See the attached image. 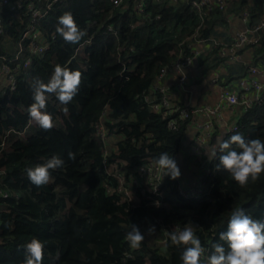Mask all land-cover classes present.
Masks as SVG:
<instances>
[{
    "label": "trees",
    "instance_id": "1",
    "mask_svg": "<svg viewBox=\"0 0 264 264\" xmlns=\"http://www.w3.org/2000/svg\"><path fill=\"white\" fill-rule=\"evenodd\" d=\"M23 1L21 9L11 11L0 0V57L8 68H18L14 89L0 81V191L8 195L0 194V264H24V245L33 237L44 242L41 264H182V247L168 236L173 228L193 223L206 259L235 208L264 219V174L240 185L215 168L217 160L209 163L208 196L202 200L180 196V177L166 176L163 198L128 185L161 152L176 158L192 122L193 115L183 119L173 111L185 105L169 101L171 109L162 106L164 95L155 84L164 71L198 53L200 67L225 70L218 80L226 89L253 68L264 72V30L257 44L235 55L230 52L235 33L228 31L233 17L244 19L247 29L264 22V0H223V7L214 2L200 8L193 4L200 0ZM29 4L43 14L36 27L49 48L42 54L33 53L23 38L32 20ZM65 11L86 30L78 43L56 32L57 18ZM200 44L208 48L201 51ZM20 49V60L14 61ZM246 51L251 55L247 64L239 60ZM26 58H31L28 67ZM57 64L79 69L81 82L66 106L48 94L46 111L53 126L45 129L28 114L31 85L37 77L46 82ZM258 95L259 101L241 107L236 132L245 137L264 138V90ZM99 126L106 129L107 140L98 134ZM52 155H59L63 166L50 170L48 183L33 184L27 168ZM117 169L136 204L119 191ZM156 200L169 207L154 205ZM131 222L142 232L154 224L156 234L146 233L140 247L132 248L126 239Z\"/></svg>",
    "mask_w": 264,
    "mask_h": 264
},
{
    "label": "clouds",
    "instance_id": "2",
    "mask_svg": "<svg viewBox=\"0 0 264 264\" xmlns=\"http://www.w3.org/2000/svg\"><path fill=\"white\" fill-rule=\"evenodd\" d=\"M85 31L77 24L71 11H65L57 18L56 32L66 42L78 43ZM81 76L79 69L57 64L46 82L38 77L34 78L31 85L33 102L28 106L30 118L42 128L52 127V115L46 111L48 94L54 93L58 101L66 106L78 93ZM220 126L225 131L229 130L226 122ZM198 144L208 161L217 160L216 169L225 170L240 185L254 181L264 174V138H249L240 132H232L227 138L221 134L211 143ZM68 156L69 159L74 158L72 153ZM153 162L163 177L177 179L181 176L173 154L163 151ZM63 164L59 155H52L43 163L27 168V176L37 186L46 184L51 178L50 170L62 167ZM154 203L159 206L160 201L156 200ZM155 230L153 224L142 232L137 224L131 222L126 239L130 247L138 248L146 233ZM218 235L219 238L213 243L206 259H202L204 247L193 223H186L183 228L168 233L171 243L182 247V264H264V219L252 216L243 207L235 208L226 228ZM24 248V264H41L44 251L42 240L33 237Z\"/></svg>",
    "mask_w": 264,
    "mask_h": 264
},
{
    "label": "built area",
    "instance_id": "3",
    "mask_svg": "<svg viewBox=\"0 0 264 264\" xmlns=\"http://www.w3.org/2000/svg\"><path fill=\"white\" fill-rule=\"evenodd\" d=\"M111 2L114 5H119L122 0H111ZM176 2V0H174ZM217 2L219 3L222 7L224 6V1L223 0H200L199 2L194 1V6L196 8H200L205 5H209L211 3ZM3 4L8 7L9 10L11 11H17L18 9H21V7L24 4L23 0H3ZM31 13H32V20L30 23L29 29H27L24 34L23 38L28 39L30 41L29 48L33 53L37 54H42L45 53L48 48L49 44L45 38H43L41 31L39 32L36 23L38 20L43 16L42 11L40 9H37L36 6L29 4L28 5ZM245 21V20H244ZM264 30V22H261L259 26L253 28V29H247L245 28L244 30L241 31H236L235 32V45L233 49L230 51L233 55H235V52L238 50L243 49L247 45H255L259 42L260 39V32ZM21 49L17 53V56L13 59L14 61H19ZM198 53H196L197 56ZM196 56L192 58H187V59H182L178 62H176L169 70H177L180 73H182V76L180 78V83L185 84L186 83V75L184 74V70L186 67L191 66L196 63ZM4 58L0 57V81L2 85L10 87L14 89L15 87V80H14V72L18 70V68L15 69H10L6 65L3 64ZM31 63V58H26L24 59V66L28 67ZM168 70V71H169ZM168 71H164L163 74L161 75L164 76ZM250 75H264V72L257 68H253L251 70ZM242 84L244 87H246L247 91L249 89H255L256 93L253 95V97H250L249 95L246 94H240L236 90L232 89H226L224 88L221 94V101L228 105L231 108H238L241 111L242 108H249L254 101H259V95L258 93L262 90H264V80L262 82L258 81L257 79H253L251 84L246 83V81H242ZM161 93H163V99L161 101L162 106L172 108L170 106V100L168 96L166 95V92L161 89ZM160 106L155 105L154 109L158 110ZM173 111H180V116L181 118L185 119L189 117V115H193V113H198V112H205L206 114H214L219 111V108L216 109H192V108H187L180 110V108H175ZM176 122H171L170 125L172 127H175ZM210 126L208 125V129ZM238 130V125H235L231 128L230 133L236 132ZM98 134L100 135L101 138L107 140V132L104 126H99L98 127ZM118 170V169H117ZM208 175L211 172V169L208 167ZM117 177L120 182V188L119 191H124L126 196H128L131 200L132 203L136 204L138 200L133 196V193L129 190L126 189V180L124 178L123 172L119 171L117 172ZM166 178V176L163 177L162 173L157 170V168L154 165L153 161L148 162L146 166L140 167L136 175L132 177V180L130 183H128L130 189L131 187H134L136 189H141L142 192H145L146 190L150 189L153 194L158 195V197L163 198L164 195L162 193V185L163 181ZM205 178L199 177L190 180L189 182L182 181L180 186H179V194L181 197L187 200L191 201H198L202 200L203 198L208 196V191L207 187L208 184L204 180ZM0 194L7 198L8 195L4 192L0 191ZM155 205V203L153 202ZM158 207H169V205L163 201H160V204ZM151 225L147 224L144 228L143 231H146L148 227ZM173 230H176L173 228ZM151 236H154L156 234V230L150 232Z\"/></svg>",
    "mask_w": 264,
    "mask_h": 264
},
{
    "label": "crops",
    "instance_id": "4",
    "mask_svg": "<svg viewBox=\"0 0 264 264\" xmlns=\"http://www.w3.org/2000/svg\"><path fill=\"white\" fill-rule=\"evenodd\" d=\"M245 26L244 19L233 17L229 20L228 31L234 34L236 31L244 30ZM199 48V50L203 51L208 48V45L200 44ZM82 55L85 57L86 53ZM239 60L245 64L249 63L251 60L250 53L246 51ZM184 74L187 78L185 84L180 83L182 73L172 69L162 76L160 82H157L155 86L159 90L163 89L172 103L182 104L192 109L210 108L213 110L219 108L218 112L210 115L205 112L193 113L192 122L175 158L181 170L180 179L189 182L199 177L206 178L209 172L208 167L211 161L207 160L203 149L198 143H211L217 135L221 134L227 138L231 128L238 124L241 111L238 108H231L221 101V94L226 85L224 82L223 84L220 83L218 79L225 74L223 68L206 70L204 67H200L197 62L186 67ZM253 79L262 82L264 75H249L243 81L251 84ZM230 86L240 94L247 92L242 81L240 83L234 82ZM248 93L250 95L254 91H249ZM225 122L227 123L228 131H225L220 126ZM208 125L210 126L209 129Z\"/></svg>",
    "mask_w": 264,
    "mask_h": 264
},
{
    "label": "rangeland",
    "instance_id": "5",
    "mask_svg": "<svg viewBox=\"0 0 264 264\" xmlns=\"http://www.w3.org/2000/svg\"><path fill=\"white\" fill-rule=\"evenodd\" d=\"M87 44H85V45H83L82 47H81V53L83 54V53H85L86 52V48H87ZM34 121V120H33Z\"/></svg>",
    "mask_w": 264,
    "mask_h": 264
}]
</instances>
